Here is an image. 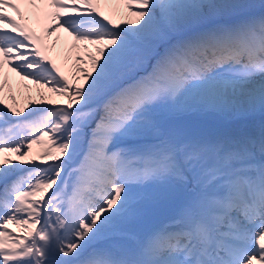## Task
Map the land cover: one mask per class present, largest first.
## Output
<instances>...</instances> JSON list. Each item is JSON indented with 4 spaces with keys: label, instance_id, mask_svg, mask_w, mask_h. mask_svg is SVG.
<instances>
[{
    "label": "snow or ice",
    "instance_id": "snow-or-ice-1",
    "mask_svg": "<svg viewBox=\"0 0 264 264\" xmlns=\"http://www.w3.org/2000/svg\"><path fill=\"white\" fill-rule=\"evenodd\" d=\"M0 264H264V0H0Z\"/></svg>",
    "mask_w": 264,
    "mask_h": 264
},
{
    "label": "bare ground",
    "instance_id": "bare-ground-1",
    "mask_svg": "<svg viewBox=\"0 0 264 264\" xmlns=\"http://www.w3.org/2000/svg\"><path fill=\"white\" fill-rule=\"evenodd\" d=\"M105 11L107 12L108 9H105ZM35 26V25H34ZM53 40L55 39V37L52 38ZM66 51L63 48V42L61 43V45H59L56 49H54L50 55H52L54 58L57 59V62L61 64L62 67L65 68V71L71 76V72H72V64L74 63V61L72 60H68L67 62H65V55H66ZM5 71L7 72L8 69L6 68ZM13 85L14 87L16 86V81L15 79L13 80ZM27 92H25V95L20 97L21 99V103H24L26 101V96H27ZM33 95H35V86H33ZM49 97L53 95L51 93L48 94ZM62 99V98H61ZM37 146H34V151L36 149ZM163 217V216H162ZM131 232H134L138 235H142V232L140 230V227H138L137 225H134L133 227H131ZM121 243H130V241L127 240H122Z\"/></svg>",
    "mask_w": 264,
    "mask_h": 264
},
{
    "label": "rangeland",
    "instance_id": "rangeland-1",
    "mask_svg": "<svg viewBox=\"0 0 264 264\" xmlns=\"http://www.w3.org/2000/svg\"><path fill=\"white\" fill-rule=\"evenodd\" d=\"M50 98L54 99V100H60L61 97H58V96H50ZM258 115V114H257ZM202 115H199V114H189V115H186L184 117H181V118H178L176 121H168L166 120V123H179V124H183L185 126H188V127H193V128H196V126H198L197 122L198 120L200 119ZM209 117V116H208ZM210 118H213V120H211V122H217L216 118L214 117H210ZM205 122V120L203 121V123ZM207 122H205L201 127L199 128H207ZM212 124V123H211ZM213 125V124H212ZM214 126V125H213ZM215 127V126H214ZM208 128H212L211 126L208 127Z\"/></svg>",
    "mask_w": 264,
    "mask_h": 264
}]
</instances>
